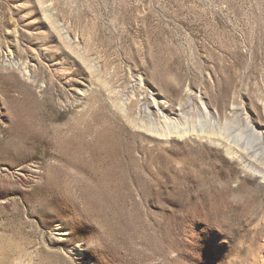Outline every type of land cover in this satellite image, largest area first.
Listing matches in <instances>:
<instances>
[{"label":"rangeland","instance_id":"obj_1","mask_svg":"<svg viewBox=\"0 0 264 264\" xmlns=\"http://www.w3.org/2000/svg\"><path fill=\"white\" fill-rule=\"evenodd\" d=\"M0 264H264V0H0Z\"/></svg>","mask_w":264,"mask_h":264},{"label":"bare ground","instance_id":"obj_2","mask_svg":"<svg viewBox=\"0 0 264 264\" xmlns=\"http://www.w3.org/2000/svg\"><path fill=\"white\" fill-rule=\"evenodd\" d=\"M250 168V167H249ZM255 168H253V170H254ZM254 171H256V170H254ZM258 171H260V170H258ZM257 173V172H256Z\"/></svg>","mask_w":264,"mask_h":264}]
</instances>
